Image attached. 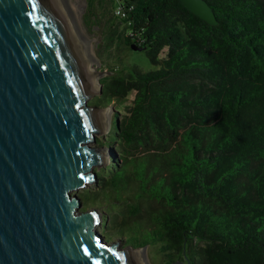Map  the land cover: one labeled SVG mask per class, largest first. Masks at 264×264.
I'll use <instances>...</instances> for the list:
<instances>
[{"label": "trees", "instance_id": "trees-1", "mask_svg": "<svg viewBox=\"0 0 264 264\" xmlns=\"http://www.w3.org/2000/svg\"><path fill=\"white\" fill-rule=\"evenodd\" d=\"M209 4L216 24L180 0H86L112 51L95 104L115 109L88 200L125 208L110 229L166 264H264V0Z\"/></svg>", "mask_w": 264, "mask_h": 264}, {"label": "water", "instance_id": "water-1", "mask_svg": "<svg viewBox=\"0 0 264 264\" xmlns=\"http://www.w3.org/2000/svg\"><path fill=\"white\" fill-rule=\"evenodd\" d=\"M180 1L217 23L209 0ZM93 38L66 0H0V264H136L72 193L107 161L91 145L111 112L87 102L105 72L89 67Z\"/></svg>", "mask_w": 264, "mask_h": 264}, {"label": "rangeland", "instance_id": "rangeland-1", "mask_svg": "<svg viewBox=\"0 0 264 264\" xmlns=\"http://www.w3.org/2000/svg\"><path fill=\"white\" fill-rule=\"evenodd\" d=\"M69 5H72L75 7L76 11H73V17L75 18L76 24L79 28L80 32L85 33L89 37H94L92 39V53L96 57V59L99 62V65H96L94 62H91V66L94 71L96 72H102L105 71L103 74L97 76L98 80V87H97V93L94 95H91L87 102L89 103H98L95 98L99 96V83L100 79L105 75L110 73V65H111V53L112 51L108 52L102 50L100 48V41L102 37L101 30L97 28V26L93 23L92 19H90L88 16H86V0H66ZM75 1H77V4H80V7L78 8ZM78 8V9H77ZM124 58L130 62L136 63V65L141 70H151L155 69L157 66L152 64L149 59L146 57L144 50H134V49H127L124 53ZM109 68V69H108ZM103 106V105H99ZM111 106L109 110H111L109 115V126L107 130L101 131L100 133H96L94 142H91V145L103 147L104 151L107 156V161L105 163H101L99 166H94L95 172L103 173V167L108 164V162L111 159L112 156V147L115 145L114 143L108 144L106 143V139L112 135L113 132V124H114V105L109 104L107 106H103L102 108ZM99 173V174H100ZM97 184V178L94 182L88 183L86 186L78 188L76 190H73L72 193L77 194L80 197L81 200V207L83 209H88L90 207H95L101 214V223L104 227L106 225V232L105 230L102 231V226H97L96 229L98 232H103V238L107 240L108 242L112 241H119L120 246H127L128 244L125 243L123 238L119 236L118 234H114V231L110 229L111 223H119L121 218L123 216L128 217L126 215V209H121V207L117 206H109V209H106L104 206H98V201L96 200V203H90L88 199H90V195L94 190L96 189ZM127 220H131L132 218H127ZM109 228V229H108ZM105 232V233H104ZM138 248V247H136ZM138 250L142 251V255L144 259L146 260L147 264H166V257L163 252L158 251L156 248L144 245L141 246ZM137 250V251H138Z\"/></svg>", "mask_w": 264, "mask_h": 264}, {"label": "bare ground", "instance_id": "bare-ground-1", "mask_svg": "<svg viewBox=\"0 0 264 264\" xmlns=\"http://www.w3.org/2000/svg\"><path fill=\"white\" fill-rule=\"evenodd\" d=\"M75 3L77 5V7L79 8L80 7V4H77V1H75ZM68 5H69V3H68ZM69 8H70V10H71L72 13H73V11L74 12L76 11L75 7L72 6V5H69ZM89 67L92 68L91 62H89ZM97 83H98V80H97ZM139 248L140 247L131 249V257L136 262V264H147L146 263V260L144 259L143 255H142V251L138 250Z\"/></svg>", "mask_w": 264, "mask_h": 264}, {"label": "built area", "instance_id": "built-area-1", "mask_svg": "<svg viewBox=\"0 0 264 264\" xmlns=\"http://www.w3.org/2000/svg\"><path fill=\"white\" fill-rule=\"evenodd\" d=\"M115 11H116L117 13H122V14H123L122 9H121L120 7H117Z\"/></svg>", "mask_w": 264, "mask_h": 264}]
</instances>
